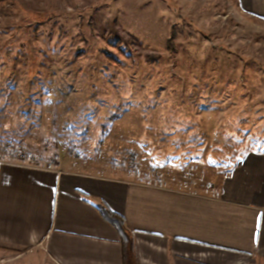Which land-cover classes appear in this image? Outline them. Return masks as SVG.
<instances>
[{"label": "rangeland", "instance_id": "374dc122", "mask_svg": "<svg viewBox=\"0 0 264 264\" xmlns=\"http://www.w3.org/2000/svg\"><path fill=\"white\" fill-rule=\"evenodd\" d=\"M249 150L264 25L227 0H0V158L202 184Z\"/></svg>", "mask_w": 264, "mask_h": 264}, {"label": "crops", "instance_id": "0c3cea01", "mask_svg": "<svg viewBox=\"0 0 264 264\" xmlns=\"http://www.w3.org/2000/svg\"><path fill=\"white\" fill-rule=\"evenodd\" d=\"M227 3L264 25V0ZM100 207L123 217L140 264H264V151L257 150L202 184L122 178L67 156L51 165L0 158V261L124 264L120 234Z\"/></svg>", "mask_w": 264, "mask_h": 264}, {"label": "trees", "instance_id": "16d2710c", "mask_svg": "<svg viewBox=\"0 0 264 264\" xmlns=\"http://www.w3.org/2000/svg\"><path fill=\"white\" fill-rule=\"evenodd\" d=\"M99 211L102 217L120 234L123 251V263L140 264L134 235L127 229L123 217L106 207H100Z\"/></svg>", "mask_w": 264, "mask_h": 264}]
</instances>
